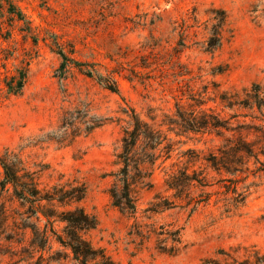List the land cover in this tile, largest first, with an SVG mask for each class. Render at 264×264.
<instances>
[{
	"label": "rangeland",
	"instance_id": "rangeland-1",
	"mask_svg": "<svg viewBox=\"0 0 264 264\" xmlns=\"http://www.w3.org/2000/svg\"><path fill=\"white\" fill-rule=\"evenodd\" d=\"M220 12V48L206 53ZM59 52L70 59L64 72ZM19 73L27 76L22 93L9 94L5 83ZM111 80L118 93L104 88ZM255 84L264 87V0H0V157L7 154L40 190L83 188V199L62 209L96 219L85 237L116 264H201L235 249H242L240 259L243 249L264 255L263 156L259 165L249 163V178L239 185L247 187V200L234 213L224 212L218 195L191 213L166 187L181 170L217 177L204 159L232 136L181 133L169 125L177 107L190 112L202 102L230 120L241 113L224 109L222 95L240 97ZM132 113L166 142L147 169L151 187L135 184L138 213L128 218L109 192ZM237 122L259 124L230 120ZM247 139L264 154L261 134ZM163 200L174 207L146 213ZM0 205V264H13L31 234L20 229L24 210L11 192L0 195ZM160 228L182 229L177 253L160 249L153 234Z\"/></svg>",
	"mask_w": 264,
	"mask_h": 264
},
{
	"label": "trees",
	"instance_id": "trees-1",
	"mask_svg": "<svg viewBox=\"0 0 264 264\" xmlns=\"http://www.w3.org/2000/svg\"><path fill=\"white\" fill-rule=\"evenodd\" d=\"M218 15L217 19H213V25L208 32L206 53L217 51L221 45L219 32L225 17L223 12ZM58 56L63 60L60 69L64 72L70 59L63 52H59ZM86 75L92 77L90 72ZM25 82L27 76L25 73H19L13 80L5 83V88L9 94L21 95ZM110 82L112 83L104 85V88L111 93H118L116 83L112 80ZM221 101L224 109L241 113H235L230 120L241 116L257 120L259 124H231L230 120H222L210 109H204L202 102L197 104V110L190 112L177 107L176 115L169 124L184 134L214 133L221 137H224V133L232 135L225 138L216 153H211L204 159L206 170L217 177L202 170H181L166 180V187L174 193L173 199L180 202L182 208H191V213L200 205H207L209 199L217 195L219 198L216 202L222 204L225 213L239 211L248 196L247 187L239 185L249 178V163L255 161L259 165V157H264L262 151H256L255 143L247 139L257 132L264 139V87L255 84L242 96L222 95ZM164 142L166 136L132 113L116 159L120 168L114 175L115 183L109 192L112 205L127 214L128 218H134L138 213L135 184L140 183L146 189L151 187L152 174L147 169L153 167L161 158L160 148ZM169 153L170 150L166 155ZM6 155L0 157V195L11 192V197L24 210L20 229L31 234L29 245L20 251V257L13 264H116L102 249L94 248L85 237L87 233L96 230V219L83 209H62L80 202L85 195L83 188L56 187L40 190L33 177L19 176L22 170L17 169L15 161H11ZM216 178L219 180L214 181ZM173 207L174 203L156 201L146 213L155 215ZM5 221V209L0 205V230L4 228ZM160 229V232H153L157 236L160 249L169 255L177 253L181 244L182 229ZM241 250H222L201 264H264V255L255 249H243L246 255L240 259L238 255Z\"/></svg>",
	"mask_w": 264,
	"mask_h": 264
}]
</instances>
